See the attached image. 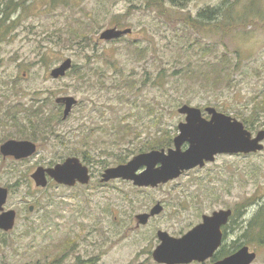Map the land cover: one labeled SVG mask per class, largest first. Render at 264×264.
Masks as SVG:
<instances>
[{"label": "rangeland", "instance_id": "374dc122", "mask_svg": "<svg viewBox=\"0 0 264 264\" xmlns=\"http://www.w3.org/2000/svg\"><path fill=\"white\" fill-rule=\"evenodd\" d=\"M223 1L163 0L151 7L147 0H0V18L3 4H20L10 9L7 31L0 29V145L13 139L38 146L22 161L0 155V187L19 182L4 206L16 220L11 231L0 232V264H156L157 231L178 238L202 215L226 209L242 215L230 223L225 249L247 246L256 253L252 264H264V246L242 237L264 204V148L217 156L155 188L100 183L106 168L164 140L165 133L174 137L184 104L203 116L209 107L240 122L254 109L259 121L250 132L264 127V0ZM220 5L222 15L208 27H191L188 20ZM112 28L131 33L99 39ZM57 36L75 38L62 43ZM68 58L77 68L52 79L51 70ZM217 63H225L231 84L208 75ZM66 97L76 105L63 120L57 100ZM37 100L44 115L59 113L61 121L53 120L54 135L33 141L28 109ZM67 157L89 167V184L35 186L30 176L37 167ZM156 204L162 212L139 225L136 216Z\"/></svg>", "mask_w": 264, "mask_h": 264}, {"label": "water", "instance_id": "95a60500", "mask_svg": "<svg viewBox=\"0 0 264 264\" xmlns=\"http://www.w3.org/2000/svg\"><path fill=\"white\" fill-rule=\"evenodd\" d=\"M130 33V28H112L103 31L99 39L111 41ZM71 67L72 60L65 59L51 70L50 77L62 78ZM57 103L64 106L62 119L65 120L76 105V100L66 97L58 99ZM177 112L184 116V121L177 126L178 133L173 138L172 148L140 153L124 164L109 167L102 172L100 182L123 180L138 188H155L179 178L184 172L214 162L216 156L249 155L261 152L264 148V127L253 135L240 121L209 107L205 108L209 119L202 116L200 109L186 104L180 106ZM36 152L37 145L29 140L10 139L0 145V155L15 161L28 159ZM30 178L37 188L42 189L47 187L49 180L64 187L87 185L90 181L87 167L75 157L67 158L53 167L39 166ZM7 199L8 189L0 187V231L4 233L14 228L16 219L15 211L4 210ZM32 210L33 206H29L28 211ZM161 212L162 206L156 204L148 214L137 215L136 220L139 225H146L150 218ZM231 215L229 209L202 215L199 224L178 238L165 231H157L159 245L151 254L153 261L156 264H191L211 259L222 244V228L227 225ZM255 259L256 253L242 246L213 264H252Z\"/></svg>", "mask_w": 264, "mask_h": 264}, {"label": "trees", "instance_id": "16d2710c", "mask_svg": "<svg viewBox=\"0 0 264 264\" xmlns=\"http://www.w3.org/2000/svg\"><path fill=\"white\" fill-rule=\"evenodd\" d=\"M14 1V0H12ZM163 0H147L148 2V6L151 7H156L159 6V2H162ZM173 5H175L176 3L181 2L182 0H169ZM226 2H228V0H224L223 4H225ZM20 4L15 3L14 5L10 3V5L7 4H3V10H2V18H0V29L4 28L5 31H7V27H8V23L9 22V13H10V9H15L16 7H19ZM12 6V8H11ZM222 6H218L216 8H206L202 11H200L197 15L196 18H191V20H188V22L191 23V27H193L194 29H198V28H206L209 26L210 23L214 22L216 17H218L219 15H222ZM4 33H2V31L0 32V41L3 40V38L1 37L3 35L4 37ZM75 38V36H74ZM73 38V40H74ZM57 39L59 42L62 43H72L73 40L71 38V36L69 37H65L62 38V36H57ZM44 59V58H43ZM228 65L231 64V62L227 63ZM225 65V63H217V64H213L211 71H209V76L211 75L210 73H215L216 78L215 80L218 83H228L231 84V73L228 70H225L226 72H222L223 71V66ZM72 68L76 69V66H72ZM228 69V67H227ZM191 74H193V72H191ZM194 75V74H193ZM197 75H201V76H206V72H198ZM38 100L37 102H34L31 107L28 109L31 116L34 117V120L32 119H28L27 125L30 128V133L31 136L29 137L31 140L36 141L38 138H46L45 136L47 135H54L55 133V127L52 125L53 120L56 121H61V118L59 119V113L56 114H52L51 116L48 115H44V111H43V105H38ZM263 108V107H262ZM264 109V108H263ZM254 109L251 110V113L248 115V117H242V123L245 126V128L250 131L252 129H254V125L257 123V121H259L257 118L254 117L253 115ZM55 115V116H54ZM264 122L262 124H259V126H263ZM23 133H21L22 135ZM172 135H169L167 133L164 134V140L158 141L156 139L153 140V142H151V144L149 145V147H147L146 150H150V149H165L168 148L172 145ZM143 150H140L139 152H142ZM252 155V154H250ZM126 160H122L121 163H125ZM19 184V182H16L10 186H8V190H13L15 187H17ZM235 215L236 216H240L242 215V211L236 209L235 213L233 214V216L231 217L229 224L224 227V239L225 236L227 234V230L230 227V223L235 221ZM242 237H244L247 241L249 240L248 243H250V240L252 242H255L257 245H261L264 246V204L259 208V210L256 212V214L251 218V220L246 224V226L243 228V233H242ZM236 249H231V250H226L224 247V244H222V246L220 247V249L215 253L213 260H218L221 259L225 256H227L228 254H230L231 252L235 251Z\"/></svg>", "mask_w": 264, "mask_h": 264}, {"label": "flooded vegetation", "instance_id": "af4514ba", "mask_svg": "<svg viewBox=\"0 0 264 264\" xmlns=\"http://www.w3.org/2000/svg\"><path fill=\"white\" fill-rule=\"evenodd\" d=\"M206 116V117H205ZM205 116H203V117H205V119H209L210 117H209V115H205ZM8 140H10V139H8ZM7 141V140H6ZM5 142V141H4ZM3 142V143H4ZM152 150H155V149H150V150H145V151H142V152H139L138 154H140V153H146V152H149V151H152ZM3 158V157H2ZM8 158H10V159H12V160H14L13 158H11V157H8ZM67 158H71V157H67ZM66 158V159H67ZM75 158H77V157H75ZM4 159V158H3ZM65 159V160H66ZM79 161H80V163L83 165V166H85V167H87L86 165H84L83 164V160H81V159H79V158H77ZM83 159H84V157H83ZM64 160V161H65ZM15 161V160H14ZM63 161V162H64ZM129 161V160H128ZM127 162V161H126ZM62 163V162H61ZM58 164V163H57ZM121 164H124V163H121ZM56 165V164H55ZM54 165V166H55ZM118 165H120V164H118ZM117 166V165H116ZM114 167V166H113ZM109 168V167H108ZM87 169H88V171H89V176H90V181H91V173H90V170H89V167H87ZM107 169V168H106ZM102 174V173H101ZM100 179H101V175H100ZM114 181V180H113ZM53 182V181H52ZM111 182V181H110ZM109 183V182H108ZM103 184H107V183H103ZM153 218V217H152ZM151 219V218H150ZM149 221V220H148ZM191 230V229H190ZM222 232H223V238H224V231H223V228H222ZM225 240V239H224ZM211 261H216V260H213V259H211Z\"/></svg>", "mask_w": 264, "mask_h": 264}]
</instances>
